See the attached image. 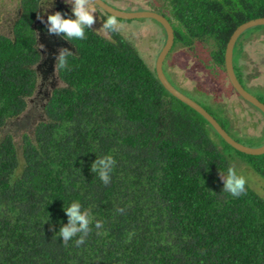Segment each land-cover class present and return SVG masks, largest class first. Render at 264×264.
<instances>
[{"label":"trees","instance_id":"obj_1","mask_svg":"<svg viewBox=\"0 0 264 264\" xmlns=\"http://www.w3.org/2000/svg\"><path fill=\"white\" fill-rule=\"evenodd\" d=\"M165 2L172 52L209 43L224 73L233 33L264 18V0ZM40 6L21 0L12 34H0V264H264V197L248 184L239 197L223 192L219 169L236 166L209 128L263 181L264 154L228 145L119 33L108 40L92 28L86 40L69 41L71 69H58L63 86L44 119L21 144L2 132L37 89ZM99 155L116 160L107 185L91 170ZM72 200L103 221L79 247L58 235Z\"/></svg>","mask_w":264,"mask_h":264},{"label":"rangeland","instance_id":"obj_2","mask_svg":"<svg viewBox=\"0 0 264 264\" xmlns=\"http://www.w3.org/2000/svg\"><path fill=\"white\" fill-rule=\"evenodd\" d=\"M103 1L124 12L154 10L157 12L166 4L165 0ZM51 3L52 0H42L39 16L43 15L45 21L47 15L44 14L43 9H47ZM64 3L65 0H55L48 12L60 11L65 14L67 4L61 5ZM20 5L21 0H0V34L7 36L12 34V26L21 12ZM60 6L61 9H59ZM94 7L97 10V21L92 28L104 38L111 40L110 33L102 29L106 14L96 6ZM163 11L166 12V9L163 8ZM121 22L123 29L119 34L139 52L141 57L145 58L152 69L155 68L166 42L164 28L152 19L123 20ZM34 27L42 54V60L36 67L38 74L37 89L35 95L28 101V109L25 114L18 119L10 120L2 130L4 134L13 135L18 144L22 143L25 134L32 133V128L38 121L44 119L45 107L53 91L63 86L59 77V70L54 71L56 56L62 48L57 50L55 58L52 59L50 55L46 57L42 49H47L44 45L47 43L48 28L46 23H42L39 18ZM241 37L239 45L244 40L246 48L245 45H241L242 49L235 52V68L237 73H240L239 76L242 78L245 89L264 103V28L259 30L253 28ZM41 39L44 40V43ZM63 49L71 50V47H64ZM50 51L54 55L51 47ZM211 52V44H205L202 41L196 42L192 49L177 47L166 59L164 65L166 76L176 89L217 117L236 141L251 148L261 147L264 144L263 113L238 94L231 92L232 88L228 76L222 69L214 65ZM241 67H244L245 70L243 75ZM238 68H240V72ZM212 101L220 105H216ZM209 131L212 134L211 137L225 150L226 157L231 159L236 170L245 176L247 184L264 197V181L251 172L233 150L222 144L214 130L209 128Z\"/></svg>","mask_w":264,"mask_h":264},{"label":"clouds","instance_id":"obj_3","mask_svg":"<svg viewBox=\"0 0 264 264\" xmlns=\"http://www.w3.org/2000/svg\"><path fill=\"white\" fill-rule=\"evenodd\" d=\"M54 3L55 0H52L51 6L47 9H43L44 14L47 15L46 21L43 15L38 17L42 23H46L48 31L50 33L62 34L63 38L70 42L86 40L87 32L92 30V26L97 21L96 8L90 4L89 0H65V3L70 6L72 13L71 16L66 17L60 11L54 13L48 12V9H50ZM120 20L121 19H118L115 13L107 14L106 18L103 19L102 29L108 33H120L123 29V24ZM171 53L172 50L169 55ZM73 56L74 54L68 49L60 50L59 54L56 56L54 71L57 69L70 70V61ZM115 164L116 160L112 155H99L93 162L91 170L103 184L107 185L110 183L111 173ZM219 175L223 182V192L228 193L232 197H239L246 193V178L244 175L240 174L234 166L229 165L226 169H219ZM64 211L68 217V223L63 225L58 232L59 238H62L64 244L73 241L77 247L83 245L86 238L93 231V227L97 230V235L100 234L99 230L103 227V221L96 220L93 222L92 209L83 206L79 200L70 201L67 207H64ZM117 211L120 212L123 211V209H117Z\"/></svg>","mask_w":264,"mask_h":264},{"label":"water","instance_id":"obj_4","mask_svg":"<svg viewBox=\"0 0 264 264\" xmlns=\"http://www.w3.org/2000/svg\"><path fill=\"white\" fill-rule=\"evenodd\" d=\"M90 1L107 14H112V13L117 14L118 19L121 20L129 21V20H138V19H152L158 22L164 28L166 33V43L157 59L155 66L157 77L160 83L162 84V86L176 99L180 100L182 103L191 107L198 114L204 117L217 131V133L221 136V138L228 145L233 147L235 150L247 155L260 156L264 154V144L258 148H251L241 143H238L226 132V130L222 128V126L218 123V121L205 108H203L200 104H198L191 98L181 93L178 89H176L172 85V83L170 82L164 71L165 60L169 55V53L171 52L175 42L174 29L167 17L156 11L124 12L111 7L103 0H90ZM260 26H264V18H258L246 22L241 26H239V28L233 33L225 52V69L229 82L231 86L235 89L236 93L245 101H247L257 109H259L264 115V103L261 102L257 97L253 96L244 88V86L241 84V82L238 79L234 67V49L239 38L243 34H245L248 30Z\"/></svg>","mask_w":264,"mask_h":264},{"label":"flooded vegetation","instance_id":"obj_5","mask_svg":"<svg viewBox=\"0 0 264 264\" xmlns=\"http://www.w3.org/2000/svg\"><path fill=\"white\" fill-rule=\"evenodd\" d=\"M89 2L93 5V6H96L95 4H93L90 0H89ZM41 3H42V0H41ZM61 5H65V3L64 4H61ZM166 4H164L163 5V7H161L159 10H157V12H159V13H164L165 11H163V8H164V6H165ZM98 8V7H97ZM59 9H61V6L59 7ZM99 9V8H98ZM99 10H101V9H99ZM155 11V10H154ZM103 12V11H102ZM104 13V12H103ZM166 13V12H165ZM66 17L67 16H71L72 15V13H71V8H70V6L67 4L66 5V8H65V14H64ZM41 40H43V39H41ZM40 40V41H41ZM46 41H47V43H45V45H44V47H47V49L45 48V49H42V52L44 53V55H46V57H49V55L50 56H52V59L53 58H55V56L57 55V50L58 49H60V48H64V47H71V50H73V47H72V44L68 41V40H66V39H64L63 38V36H62V34H55V33H50L49 32V34L47 35V39H46ZM42 43H44V40L42 41ZM39 44V43H38ZM39 47H40V45H39ZM38 47V48H39ZM50 47H51V50H53V54L54 55H52L50 52ZM40 50V49H39ZM41 52V51H40ZM234 67H235V65H234ZM236 69V68H235ZM225 71H226V69H225ZM227 74V73H226ZM231 92L232 93H234V94H237L236 93V91H235V89L231 86ZM244 88H245V86H244Z\"/></svg>","mask_w":264,"mask_h":264}]
</instances>
